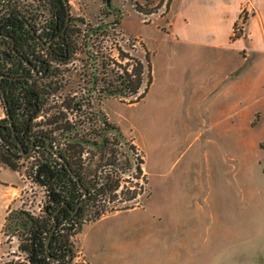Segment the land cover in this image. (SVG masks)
Masks as SVG:
<instances>
[{"label":"rangeland","instance_id":"1","mask_svg":"<svg viewBox=\"0 0 264 264\" xmlns=\"http://www.w3.org/2000/svg\"><path fill=\"white\" fill-rule=\"evenodd\" d=\"M125 1L122 7L125 18L119 29L121 50L126 57L117 65L125 72L127 67L132 69L136 60L140 61L138 72L146 83L150 62L153 79L138 103L128 105L134 102V95L127 96L123 104L116 102V114L124 130L132 133L129 135L143 147L149 177L142 169L144 158L139 165L143 184L130 178L132 172L128 174L126 170L122 177L116 173L113 190L117 191L106 192L111 199L110 202L106 200L107 213L100 218L115 210L121 212L97 224L92 234L93 243L86 248L89 263L262 264L264 53L253 46L249 29L264 0H250V8H253L243 10L247 21L238 25L242 42L234 51L233 75L235 115L240 125L236 124L233 133L228 130L230 112L227 106L232 94L226 89L219 92L221 85L217 92L207 93L204 79L201 83L203 102L199 104L202 110L191 109L188 105L192 92L190 79H194L191 75H215L217 62L220 75L227 68L226 55L203 49L201 53L199 48L189 46L173 47L165 33L168 0ZM82 2L86 4L84 18L89 25H94L103 0ZM73 7L77 13L76 2ZM97 54L93 49V55ZM113 54L118 56L114 51ZM170 63L171 70L167 69ZM257 75H260L262 86L260 93L255 95L248 89ZM144 87L145 84L140 93ZM243 87L248 88L245 90L247 101L242 98ZM212 100L217 110L207 113V105ZM130 136L123 140L128 141ZM141 155L143 157V153ZM23 179L21 174L0 166V262H5L6 258L12 262L16 260L11 251L17 247V241L1 230L8 210L32 211L43 202L42 191L29 180L23 185ZM166 201L171 202V206L163 208ZM35 211L37 213V209ZM199 223H202L201 229ZM193 226L195 231L190 235L188 227ZM77 237H73L76 251L80 252L77 256L89 264L80 237Z\"/></svg>","mask_w":264,"mask_h":264},{"label":"flooded vegetation","instance_id":"2","mask_svg":"<svg viewBox=\"0 0 264 264\" xmlns=\"http://www.w3.org/2000/svg\"><path fill=\"white\" fill-rule=\"evenodd\" d=\"M124 2L103 0L89 25L82 0H0V166L43 194L32 211L8 210L1 230L16 239V260L0 264H86L73 237L107 213L116 173L142 175L135 137L123 143L110 118L116 102L140 100L152 75L149 62L139 84L140 61L117 65Z\"/></svg>","mask_w":264,"mask_h":264},{"label":"crops","instance_id":"3","mask_svg":"<svg viewBox=\"0 0 264 264\" xmlns=\"http://www.w3.org/2000/svg\"><path fill=\"white\" fill-rule=\"evenodd\" d=\"M165 8H166V12L164 18L168 19V22L166 23L167 31L165 33L169 38V43L173 45V47L189 46L190 48L193 49L199 48L201 53L203 49V51H209V53L215 52L216 55H219V53L220 54L223 53L224 55H226L224 56V59L227 62V68L225 69L226 71L223 70V73L220 72V75H219L217 61H216L217 68L215 75H191L192 78L194 79L193 80L190 79V81H192L191 83L192 92L188 100V105L191 109L196 110L197 108H199V110H202V107H200L199 104L203 102L201 83L204 81V79L207 85L206 86L207 93L217 92L221 85L222 88L219 89V92H224V89H226L227 93L231 92L232 94L231 103L228 102L227 106L230 112L229 114L230 126L228 127V130L230 129L233 133L236 124L240 125L238 121H236V115H235L236 84L233 75L235 72L233 55H234V51L240 46L239 42H242V39L239 38L232 40L231 38L234 31V24L236 23L240 13L243 10L249 11L253 8V7L250 8V0H168V5ZM256 8L258 7L256 6ZM263 14H264V4L260 6V12H256L254 18L252 19L249 30H250V36L252 35L251 37H253L254 39L253 46L257 47L260 50V52L264 53V35L261 34V32H264V27H263L264 18L262 17L264 16ZM253 23L255 24L254 28H253ZM259 25H261V28H258ZM259 37L262 40L259 41ZM143 42L147 48L148 45L145 42V40H143ZM229 56H230L231 64L229 63ZM262 63H264V61H262ZM262 63H260L259 65H262ZM172 67H173L172 63H170L167 69L171 70ZM151 69H152V65H151ZM152 75H151L150 83L148 85V89L152 84V79H153ZM259 77L260 75L256 76V79L249 86V89L246 88L247 84H244L246 87H243V91L241 90L242 91L241 94L242 96H244L242 97L243 99H245L246 95L248 94L247 93L245 95L246 89L251 91V93L253 92L255 95L260 93V89L262 85ZM138 102L139 101H137L136 103ZM217 103L218 101L216 102V108H218ZM207 106H208L206 108L207 113L208 112L212 113V111L217 110L214 109L215 107L213 105V100ZM256 108L258 110H261L258 107ZM250 110L253 111L254 109L250 108ZM110 118L114 122H116L117 125L120 127L123 137L130 136L129 135L130 132H126V130H124V128L122 127L121 118L117 114H115L114 112L110 113ZM218 125L219 124L216 123V128H218ZM233 141L234 139L232 140V142ZM136 142L143 153L144 168L142 167V169H144L145 174L147 173L146 177L148 178L149 173L147 172V169L145 167L144 150L137 140ZM147 183L149 187V179L147 180ZM148 200L149 197L146 199L147 204L149 203ZM164 203L165 205L163 206V208H165L166 206L168 207L171 206V202L169 201H166ZM183 205H185V203H183ZM170 211L171 210H169L168 214L170 213ZM120 212L121 210L113 212L105 217L96 220L95 222L89 225L84 226L81 233L78 234L77 238L80 237L79 240L82 244V248H84V255L88 263L90 260L88 259L86 248L93 243L94 237H92L93 236L92 234L94 231H96L97 224H100L101 222H105L106 220L110 219L112 216ZM200 218L201 219L199 222L202 221V216ZM199 224H200L199 229H201L202 223ZM188 228L189 231L187 232L190 235L194 234L195 231V230L193 231L194 226ZM261 263L264 264V258Z\"/></svg>","mask_w":264,"mask_h":264},{"label":"trees","instance_id":"4","mask_svg":"<svg viewBox=\"0 0 264 264\" xmlns=\"http://www.w3.org/2000/svg\"><path fill=\"white\" fill-rule=\"evenodd\" d=\"M243 14H244V11H242V12L240 13V15H239V17H238L236 23L234 24V31H233V35H232V38H231L232 40H235V39H239V38H241V33H240V29H239L238 25H239V24H245L246 21H247V17H246L245 15H243ZM139 76H140V75H139ZM140 82H141V78L139 77V84H140ZM144 92H145V91H144ZM144 92L141 93V94L138 96L139 99H141V98L143 97ZM138 171H139V169H138ZM111 189H112V186H111V187H107L106 192H107V191H110V192H111V191H112ZM31 247H33V246H31Z\"/></svg>","mask_w":264,"mask_h":264},{"label":"built area","instance_id":"5","mask_svg":"<svg viewBox=\"0 0 264 264\" xmlns=\"http://www.w3.org/2000/svg\"><path fill=\"white\" fill-rule=\"evenodd\" d=\"M134 146H136V151H137V153L139 154V147L137 146V144L135 143V141H134ZM135 179H136V181H140V184H143L142 183V175H140L138 178H136V177H134ZM141 186V185H140ZM131 188V187H130ZM132 189H133V187H132ZM131 190V189H130Z\"/></svg>","mask_w":264,"mask_h":264},{"label":"water","instance_id":"6","mask_svg":"<svg viewBox=\"0 0 264 264\" xmlns=\"http://www.w3.org/2000/svg\"><path fill=\"white\" fill-rule=\"evenodd\" d=\"M107 1H109V0H107ZM123 143H124V140H123ZM126 145V144H125ZM126 148L128 149V146L126 145ZM134 164V163H133Z\"/></svg>","mask_w":264,"mask_h":264}]
</instances>
